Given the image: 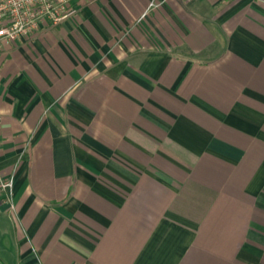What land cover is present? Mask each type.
Instances as JSON below:
<instances>
[{
  "label": "crops",
  "instance_id": "crops-1",
  "mask_svg": "<svg viewBox=\"0 0 264 264\" xmlns=\"http://www.w3.org/2000/svg\"><path fill=\"white\" fill-rule=\"evenodd\" d=\"M152 1L0 51V264H264V0Z\"/></svg>",
  "mask_w": 264,
  "mask_h": 264
},
{
  "label": "built area",
  "instance_id": "built-area-1",
  "mask_svg": "<svg viewBox=\"0 0 264 264\" xmlns=\"http://www.w3.org/2000/svg\"><path fill=\"white\" fill-rule=\"evenodd\" d=\"M79 0H0V51L78 15ZM150 7H159L156 0ZM14 177H0V198L12 200ZM13 207V205H12Z\"/></svg>",
  "mask_w": 264,
  "mask_h": 264
}]
</instances>
